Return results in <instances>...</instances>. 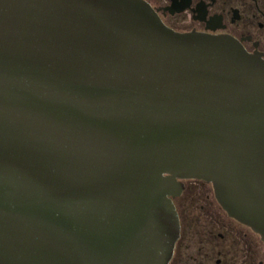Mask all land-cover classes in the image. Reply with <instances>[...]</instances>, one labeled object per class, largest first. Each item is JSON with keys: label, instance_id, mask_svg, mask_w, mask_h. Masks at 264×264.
I'll return each mask as SVG.
<instances>
[{"label": "water", "instance_id": "1", "mask_svg": "<svg viewBox=\"0 0 264 264\" xmlns=\"http://www.w3.org/2000/svg\"><path fill=\"white\" fill-rule=\"evenodd\" d=\"M183 178L264 241V57L147 0H0V264H168Z\"/></svg>", "mask_w": 264, "mask_h": 264}, {"label": "flooded vegetation", "instance_id": "2", "mask_svg": "<svg viewBox=\"0 0 264 264\" xmlns=\"http://www.w3.org/2000/svg\"><path fill=\"white\" fill-rule=\"evenodd\" d=\"M178 31L228 34L264 57V0H147ZM172 196L179 235L168 264H264V241L229 215L211 182L183 178Z\"/></svg>", "mask_w": 264, "mask_h": 264}]
</instances>
